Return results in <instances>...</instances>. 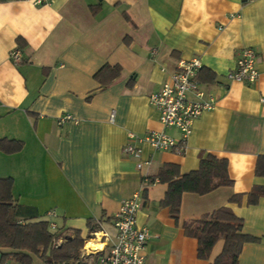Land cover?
Masks as SVG:
<instances>
[{
    "label": "crops",
    "instance_id": "0c3cea01",
    "mask_svg": "<svg viewBox=\"0 0 264 264\" xmlns=\"http://www.w3.org/2000/svg\"><path fill=\"white\" fill-rule=\"evenodd\" d=\"M247 48L257 53L258 80L231 82L227 76ZM14 50L18 63L10 58ZM192 58L202 63L197 80L215 107L194 122L183 155L143 144L149 165L137 171L123 153L129 133L180 139L177 130L161 126L149 97L180 60ZM105 66L121 73L102 88L95 76ZM262 96L264 0H48L38 6L0 0V139L20 143L16 152L0 149V179H11L13 200L64 231L63 238L81 232L87 264L109 250L120 203L142 184L136 225L149 233L144 264H210L221 242L209 261L199 260L197 241L184 235L182 223L220 208H229L243 221V233L258 239L243 246L238 264H264V198L246 204L253 187H264V177L255 174L264 157ZM65 114L75 121L60 127ZM208 155L227 161L232 185L204 196L183 194L173 220L160 206L167 186L152 179L169 165L180 175L197 171ZM236 195L241 203H230ZM91 245L103 249L92 255Z\"/></svg>",
    "mask_w": 264,
    "mask_h": 264
},
{
    "label": "trees",
    "instance_id": "16d2710c",
    "mask_svg": "<svg viewBox=\"0 0 264 264\" xmlns=\"http://www.w3.org/2000/svg\"><path fill=\"white\" fill-rule=\"evenodd\" d=\"M18 42L20 44L22 41ZM120 73L118 66H105L95 79L105 88L119 78ZM208 78L212 81V76ZM6 143L11 145L7 146ZM19 148L18 142L0 139L1 150L16 152ZM227 167L226 160L210 155L201 159L197 171L187 174L180 175L175 166L162 167L152 179V182L167 186L160 206L168 210L173 220L178 221L183 194L204 196L232 185ZM255 174L264 177V157L258 159ZM11 190L12 180L0 179V264L8 261L15 264H87L82 260L81 250L85 239L81 232L70 231L63 238L64 231L51 230L48 222L39 220L34 209L19 206L13 200ZM246 197L248 206L257 205L264 198V187H253ZM242 198V195L233 196L230 203L240 204ZM88 228L90 232L95 231L90 224ZM242 228L243 221L229 208H220L199 220L182 223L184 235L197 241L199 260L209 261L214 247L221 242V251L210 264H238L243 246L258 241L244 234Z\"/></svg>",
    "mask_w": 264,
    "mask_h": 264
},
{
    "label": "built area",
    "instance_id": "2783aa9c",
    "mask_svg": "<svg viewBox=\"0 0 264 264\" xmlns=\"http://www.w3.org/2000/svg\"><path fill=\"white\" fill-rule=\"evenodd\" d=\"M32 1L38 6L46 4L48 0ZM10 58L14 63H18L20 52L12 51ZM256 62L255 50L251 48L242 50L234 69L227 78L231 82L240 84H255L259 77ZM201 69L202 63L198 58L180 60L160 90L149 97V104L157 112L161 126L164 129L177 130L180 133V139L176 140L162 132H149L142 137L129 133L123 153L135 161L137 171L149 165V162L142 160L141 146L143 144H147L154 151L183 155L194 122L204 112L214 109V98L200 87L197 80ZM259 101L264 107V96ZM113 119L114 114L112 113L110 121L113 122ZM74 121L72 116L65 114L57 119V124L62 127ZM143 187L144 184L130 198L121 201L119 210L112 220L115 230L113 243L108 251L104 250L99 254L100 256L94 263L88 264H144V251L149 233L136 225ZM49 228L56 230L53 224H49ZM85 256L82 255V259L86 260Z\"/></svg>",
    "mask_w": 264,
    "mask_h": 264
},
{
    "label": "bare ground",
    "instance_id": "6f19581e",
    "mask_svg": "<svg viewBox=\"0 0 264 264\" xmlns=\"http://www.w3.org/2000/svg\"><path fill=\"white\" fill-rule=\"evenodd\" d=\"M87 248V247H86ZM89 250H92L93 251V253H97V252H100L101 251V249H103V247L101 246V245H91V247L90 248H88ZM96 249H98V250H96Z\"/></svg>",
    "mask_w": 264,
    "mask_h": 264
},
{
    "label": "rangeland",
    "instance_id": "374dc122",
    "mask_svg": "<svg viewBox=\"0 0 264 264\" xmlns=\"http://www.w3.org/2000/svg\"><path fill=\"white\" fill-rule=\"evenodd\" d=\"M81 254H82V252H81ZM84 262H86V260H84V259H82ZM36 264H41V263H39V262H36Z\"/></svg>",
    "mask_w": 264,
    "mask_h": 264
}]
</instances>
